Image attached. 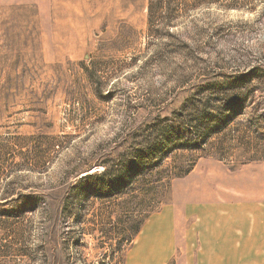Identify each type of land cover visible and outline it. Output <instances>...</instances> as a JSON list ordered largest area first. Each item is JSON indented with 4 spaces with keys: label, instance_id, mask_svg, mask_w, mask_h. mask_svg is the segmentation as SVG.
I'll return each instance as SVG.
<instances>
[{
    "label": "rangeland",
    "instance_id": "1",
    "mask_svg": "<svg viewBox=\"0 0 264 264\" xmlns=\"http://www.w3.org/2000/svg\"><path fill=\"white\" fill-rule=\"evenodd\" d=\"M5 1L0 264H126L166 204L264 196V0Z\"/></svg>",
    "mask_w": 264,
    "mask_h": 264
},
{
    "label": "crops",
    "instance_id": "2",
    "mask_svg": "<svg viewBox=\"0 0 264 264\" xmlns=\"http://www.w3.org/2000/svg\"><path fill=\"white\" fill-rule=\"evenodd\" d=\"M14 2L18 8L9 10L16 17L21 3H51L50 26H82L70 23L79 19L67 14L81 10L80 0ZM181 210L180 214L175 205L166 204L150 214L135 236L126 264H264V196L245 202L195 203ZM193 239L196 248L190 246Z\"/></svg>",
    "mask_w": 264,
    "mask_h": 264
},
{
    "label": "trees",
    "instance_id": "3",
    "mask_svg": "<svg viewBox=\"0 0 264 264\" xmlns=\"http://www.w3.org/2000/svg\"><path fill=\"white\" fill-rule=\"evenodd\" d=\"M105 170H106V168L103 169L102 174L105 172ZM139 228H140V223H139L138 225L132 227V228L130 229V234L128 235L129 237H127L126 239H127L128 241H130V240L134 237V235L136 234V232L139 230Z\"/></svg>",
    "mask_w": 264,
    "mask_h": 264
}]
</instances>
